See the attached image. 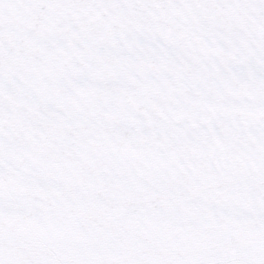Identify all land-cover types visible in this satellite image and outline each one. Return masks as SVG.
Returning <instances> with one entry per match:
<instances>
[{"label":"snow or ice","instance_id":"snow-or-ice-1","mask_svg":"<svg viewBox=\"0 0 264 264\" xmlns=\"http://www.w3.org/2000/svg\"><path fill=\"white\" fill-rule=\"evenodd\" d=\"M0 264H264V0H0Z\"/></svg>","mask_w":264,"mask_h":264}]
</instances>
